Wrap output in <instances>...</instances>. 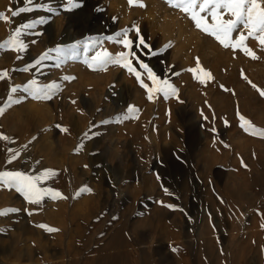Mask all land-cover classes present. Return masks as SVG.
I'll return each mask as SVG.
<instances>
[{
    "label": "rangeland",
    "instance_id": "374dc122",
    "mask_svg": "<svg viewBox=\"0 0 264 264\" xmlns=\"http://www.w3.org/2000/svg\"><path fill=\"white\" fill-rule=\"evenodd\" d=\"M74 2L33 0L45 7L12 17L27 0H0V44L37 21L23 51L0 48V172L51 169L39 186L62 197L32 204L0 183V211L19 210L0 215V264H264V137L240 127L264 129V97L242 76L264 90V48L249 37L258 59L225 49L165 0ZM133 24L156 52L138 55L176 95L149 100L126 69L85 63L125 51L106 37ZM196 57L212 80L187 71ZM31 80L53 85L50 99L25 91ZM12 87L19 103L6 106Z\"/></svg>",
    "mask_w": 264,
    "mask_h": 264
},
{
    "label": "snow or ice",
    "instance_id": "6c2138e0",
    "mask_svg": "<svg viewBox=\"0 0 264 264\" xmlns=\"http://www.w3.org/2000/svg\"><path fill=\"white\" fill-rule=\"evenodd\" d=\"M165 3H167L169 7L178 9L184 13L197 30L214 38L215 41L225 49H242L244 53L249 55L252 59H258L255 52L247 47L245 43L249 37L257 40L259 45L264 48V0H165ZM69 4L72 7H79V4L75 3L74 0H69ZM128 4L129 6H146L142 3V0H128ZM27 5L28 6L21 7L18 10H11V16L16 17L20 13L31 12L34 11L35 8L45 7V5L38 3L33 6V0H27ZM225 14H227L228 18H225ZM209 18L211 22H209ZM0 19L7 21L9 17L5 15V13L0 12ZM39 22H43V19L41 18ZM35 23H37V21L28 22L16 28L8 39L3 44H0V48L12 47L18 52L23 51L26 45H24L23 41L20 39L21 32L32 28ZM241 29L247 30L246 34L244 31H241ZM133 30L134 38H129V32ZM235 32H239V35L233 39V33ZM106 39L114 40L116 43L123 45L125 51L116 54H112L106 49L97 51L90 59H85V63L90 68H106L108 64H114L126 69L130 74L135 76L141 87L146 89L149 100L153 98L154 93H163L165 99H167L169 95H176L177 89L167 79H161L138 55L137 50L143 52L145 48L149 49L152 55H156V52L151 50V45L146 42L144 36L141 34V29L138 25L133 24L132 28L123 29L120 33H117L116 37H106ZM170 46L171 42L165 44L161 50H166ZM54 51L59 53L62 50L57 48ZM45 58H48L47 53L41 57V60ZM195 59V67L189 68L187 71L194 74L202 73V76L195 75V78L201 83L212 80L213 76L211 72L202 67L199 57ZM36 64H40V60H37ZM27 70L28 68L26 67L24 71ZM144 75H146L147 79L151 82V87L144 82L142 78ZM6 76V71L0 73V79ZM242 76L253 88L257 89L262 97H264V90L257 88V85L249 80L246 75H243V73ZM65 79H73V77H65ZM33 86L35 87L33 88ZM17 87H12L10 89L6 106H11L12 103H19V100L14 99L11 95L17 91ZM52 87L54 86L45 85L41 87L37 85L35 80H31L25 87V91L32 89V95L36 99H50L48 90ZM221 87L223 88L224 86L221 85ZM224 90L230 91L227 88ZM4 110V107H0V114H3ZM133 111H135V109L130 106L129 112ZM240 120L242 121L240 127L245 132H249L254 136L264 137V129L256 128L243 116H240ZM57 127H59V125H57ZM62 130L67 131V129ZM9 139L8 136L0 133V140ZM18 155V152H13L11 160H15ZM51 175H55L54 171L51 169H46L43 173L36 176L26 175L19 171H3L0 172V183H4L9 187H15L16 191L20 192L29 203L39 204L45 196H49L52 199L62 198L58 191L39 186L42 180L48 179ZM81 191H91V189L82 188ZM77 195H79V193H77ZM8 211L19 210H2L0 211V215H5ZM261 226L264 227V224ZM40 227L46 228L48 231H58V229L51 228L47 225H40Z\"/></svg>",
    "mask_w": 264,
    "mask_h": 264
}]
</instances>
